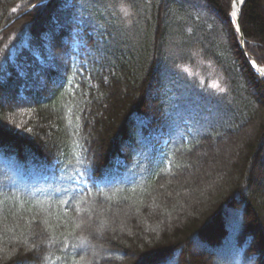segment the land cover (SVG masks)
Masks as SVG:
<instances>
[{
  "label": "trees",
  "instance_id": "1",
  "mask_svg": "<svg viewBox=\"0 0 264 264\" xmlns=\"http://www.w3.org/2000/svg\"><path fill=\"white\" fill-rule=\"evenodd\" d=\"M231 6L0 0V264H264V0L244 48Z\"/></svg>",
  "mask_w": 264,
  "mask_h": 264
},
{
  "label": "rangeland",
  "instance_id": "2",
  "mask_svg": "<svg viewBox=\"0 0 264 264\" xmlns=\"http://www.w3.org/2000/svg\"><path fill=\"white\" fill-rule=\"evenodd\" d=\"M194 12L196 13V15H200V13H203L205 10L204 5L198 3V4H194ZM121 10L124 13V15H128V13L130 14V8L126 5L123 4L121 5ZM231 18H233V16H231ZM26 44L27 41L25 40L23 42V44ZM18 48H14L12 50V56H15V53L18 51ZM200 57V56H198ZM185 69L191 73L192 75H198L199 78H204V75H209L210 78V82L212 85L214 86H218L219 85V79L222 77L220 75V71L218 70L217 66L214 65L212 62L207 61L205 59H200L198 58L196 60L195 65L191 64V63H185ZM219 73V74H218Z\"/></svg>",
  "mask_w": 264,
  "mask_h": 264
},
{
  "label": "water",
  "instance_id": "3",
  "mask_svg": "<svg viewBox=\"0 0 264 264\" xmlns=\"http://www.w3.org/2000/svg\"><path fill=\"white\" fill-rule=\"evenodd\" d=\"M234 1L235 0H233L232 1V10H231V14L234 16V18H235V21H233L234 22V24L236 25V27H237V29H238V31H239V33H240V35H241V46L244 48V46H245V37H244V33H243V30H242V27H241V22H240V14H241V11L239 12V14H237V15H235V14H233V4H234ZM245 2V0H243V3ZM242 3V4H243ZM30 8H28V9H25L24 11H22V12H20V13H18L17 15H15L11 20H9L5 25H3L1 28H0V33L2 32V31H4L6 28H8L11 24H13L18 18H20L21 16H23L28 10H29ZM245 51V53L247 54V51L246 50H244ZM249 62L251 63V65H252V67L255 69V71L257 72V73H259L260 74V72L258 71V69L255 67V63H258L255 59H250L249 60ZM260 65V64H259ZM261 66H263V65H261ZM261 76H263V75H261Z\"/></svg>",
  "mask_w": 264,
  "mask_h": 264
},
{
  "label": "bare ground",
  "instance_id": "4",
  "mask_svg": "<svg viewBox=\"0 0 264 264\" xmlns=\"http://www.w3.org/2000/svg\"><path fill=\"white\" fill-rule=\"evenodd\" d=\"M243 0H235L233 4V14L237 15L240 12ZM255 67L258 69L261 75L264 76V66L255 63Z\"/></svg>",
  "mask_w": 264,
  "mask_h": 264
},
{
  "label": "snow or ice",
  "instance_id": "5",
  "mask_svg": "<svg viewBox=\"0 0 264 264\" xmlns=\"http://www.w3.org/2000/svg\"><path fill=\"white\" fill-rule=\"evenodd\" d=\"M258 78L264 80V76H258Z\"/></svg>",
  "mask_w": 264,
  "mask_h": 264
}]
</instances>
